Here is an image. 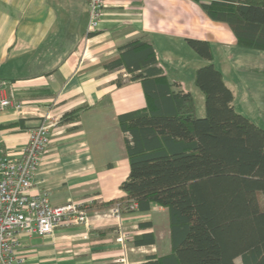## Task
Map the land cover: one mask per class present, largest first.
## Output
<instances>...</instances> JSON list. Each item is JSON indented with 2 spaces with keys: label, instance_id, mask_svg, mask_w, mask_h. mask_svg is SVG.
<instances>
[{
  "label": "crops",
  "instance_id": "crops-1",
  "mask_svg": "<svg viewBox=\"0 0 264 264\" xmlns=\"http://www.w3.org/2000/svg\"><path fill=\"white\" fill-rule=\"evenodd\" d=\"M87 3L0 0V97L11 95L24 104L19 112L0 111L3 153L19 158L27 131L47 119L50 141L40 155L32 194L47 193L53 206L68 200L90 204L85 226L58 228L46 237L22 234L16 252L24 264H119L121 259L143 264L171 253L166 208L152 205L147 212L124 211L119 218L108 216L109 208H91L119 197L129 174L126 135L118 117L152 107L141 80L124 82V74L130 77L126 68L111 67L122 47L150 42L156 67L177 84L174 91L191 93L197 117L196 100L202 106L200 117L205 110L194 73L205 62L186 39L210 44L214 66L232 91L234 109L249 120L243 110L254 104L251 87L238 88L241 79L232 73L247 69L264 75L258 66L236 67L229 50L240 48L232 33L211 21L195 0H106L99 30L89 37ZM75 110H80L76 121L60 123ZM118 232L128 236L124 244L117 242ZM146 234L154 242L136 245Z\"/></svg>",
  "mask_w": 264,
  "mask_h": 264
},
{
  "label": "trees",
  "instance_id": "trees-1",
  "mask_svg": "<svg viewBox=\"0 0 264 264\" xmlns=\"http://www.w3.org/2000/svg\"><path fill=\"white\" fill-rule=\"evenodd\" d=\"M195 1L211 21L228 27L236 46L264 52V0ZM186 43L205 62L194 73L203 117L196 116L191 93L174 91L177 84L156 67L150 42L120 49L111 67L141 80L153 108L118 117L129 174L119 197L91 208L134 202L140 212L152 205L168 210L171 253L143 264H264V129L234 109L210 44ZM79 112L60 123L76 121ZM153 242L146 234L135 244Z\"/></svg>",
  "mask_w": 264,
  "mask_h": 264
},
{
  "label": "built area",
  "instance_id": "built-area-1",
  "mask_svg": "<svg viewBox=\"0 0 264 264\" xmlns=\"http://www.w3.org/2000/svg\"><path fill=\"white\" fill-rule=\"evenodd\" d=\"M106 0H88L87 36L99 30ZM123 81L130 79L123 75ZM1 85H4L2 83ZM24 104L9 96L0 97V111L10 109L19 112ZM51 123L42 120L27 131V141L19 158H11L3 153L0 137V264H24L17 254L22 234L46 237L56 229L68 226L87 225L89 203L73 202L53 206L47 193L32 194L34 174L38 169L40 155L50 141ZM137 209L134 202L115 204L107 215L119 218L125 211ZM128 236L118 232L117 242L124 244ZM119 264H126L124 259Z\"/></svg>",
  "mask_w": 264,
  "mask_h": 264
},
{
  "label": "rangeland",
  "instance_id": "rangeland-1",
  "mask_svg": "<svg viewBox=\"0 0 264 264\" xmlns=\"http://www.w3.org/2000/svg\"><path fill=\"white\" fill-rule=\"evenodd\" d=\"M240 48V47H238ZM238 52V55L236 56V53ZM230 56H233V62H235L236 67L239 68H252V67H260L264 69V52L262 51H256V50H250V49H235L231 47V50H229ZM214 55L216 57L217 63L220 65L221 61V52L216 47L214 49ZM229 56V57H230ZM234 76H239L241 79L240 83L241 85L238 88L242 87L243 85L250 86L251 90L249 91V94L253 97L254 104L251 105V108H246L244 113L245 115H248V117L251 118L254 123H257L260 127L264 128V75H259L256 72L249 71L247 69L239 70L235 69V72H233ZM239 80V79H238ZM197 92H199L197 89H195ZM199 94V93H198ZM243 105V102L242 104ZM237 109L239 106L237 105ZM196 108H197V115L200 117V111L202 106L199 102L196 100ZM237 264H240L239 259L236 261Z\"/></svg>",
  "mask_w": 264,
  "mask_h": 264
}]
</instances>
